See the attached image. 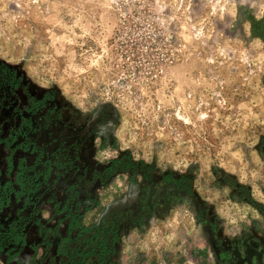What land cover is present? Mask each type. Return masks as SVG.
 Segmentation results:
<instances>
[{
	"label": "rangeland",
	"instance_id": "1",
	"mask_svg": "<svg viewBox=\"0 0 264 264\" xmlns=\"http://www.w3.org/2000/svg\"><path fill=\"white\" fill-rule=\"evenodd\" d=\"M3 65L20 264L76 214L117 229L106 264H264V0H0Z\"/></svg>",
	"mask_w": 264,
	"mask_h": 264
},
{
	"label": "trees",
	"instance_id": "2",
	"mask_svg": "<svg viewBox=\"0 0 264 264\" xmlns=\"http://www.w3.org/2000/svg\"><path fill=\"white\" fill-rule=\"evenodd\" d=\"M2 74L7 73V81L10 89L18 87V81L14 72L3 65L0 67ZM6 77V76H5ZM6 81V80H5ZM44 100L33 101L32 106H39L43 104ZM16 141L15 136H10L8 139L0 140V144H5L8 149L10 144ZM6 175L9 176L14 170L13 157L6 158ZM51 165L43 173V179L46 180L51 171ZM127 169V168H125ZM25 167L20 164L17 166V171L14 176V183L9 181L2 184L1 182V168H0V215L9 207L12 198L15 202H20L24 199L26 203L29 199L28 195L32 192L30 178L24 176ZM36 179V177H35ZM13 184L17 187L14 188ZM118 240L116 228L105 227H88L82 223L80 217L71 215L68 217L66 224V234L61 236L57 246L55 255L60 257L61 264H87V259H93L96 264H106L110 257L114 254V245ZM76 244L75 247L71 246ZM27 245L23 228L17 231L14 224L8 225L5 228L0 224V256L5 255L6 264H11L14 260L19 263V251L14 252L16 247H25ZM36 252V246L32 247Z\"/></svg>",
	"mask_w": 264,
	"mask_h": 264
},
{
	"label": "flooded vegetation",
	"instance_id": "3",
	"mask_svg": "<svg viewBox=\"0 0 264 264\" xmlns=\"http://www.w3.org/2000/svg\"><path fill=\"white\" fill-rule=\"evenodd\" d=\"M10 136H11V135H10ZM10 136H9V137H10ZM9 137H8V138H9ZM8 138H7V139H8ZM15 169H16V171H17V167L14 168V171H15ZM15 173H16V172H15ZM2 175H3V174H2V171H1V182H2V184H3V183H5V182H7V181H5V182L2 181V177H3ZM14 176H15V174H14ZM26 179H27V178H26ZM9 182H10V181H9ZM11 183H14V180H13V182H11ZM13 187H14V188H17L14 184H13ZM21 201H22V200H21ZM23 201H24V200H23ZM12 203L17 204V202H15L13 198H12V201H11L9 207L11 206ZM18 203H19V202H18ZM9 207H7V208L2 212V214H3V213H4ZM2 214L0 215V224L3 225L5 228H7V226H8V225H11V224H10V223H7V224L5 223V222L7 221V219H2ZM12 224H14V223H12ZM14 227H15V228L17 227V231H18L20 228H23V233L25 234V230H24V227H23V226H19L17 223H15V224H14ZM25 239H26V236H25ZM26 243H27V240H26ZM25 247H26V246H25ZM21 248H22V247H16L15 250H14V252L19 251V254H20V249H21ZM0 257H4L5 260H6L5 255H2V256H0ZM18 259H19V257H18Z\"/></svg>",
	"mask_w": 264,
	"mask_h": 264
},
{
	"label": "crops",
	"instance_id": "4",
	"mask_svg": "<svg viewBox=\"0 0 264 264\" xmlns=\"http://www.w3.org/2000/svg\"><path fill=\"white\" fill-rule=\"evenodd\" d=\"M14 262H15V264H17V260H15ZM0 264H6L4 257H0Z\"/></svg>",
	"mask_w": 264,
	"mask_h": 264
}]
</instances>
